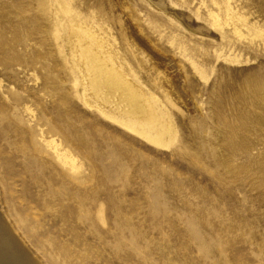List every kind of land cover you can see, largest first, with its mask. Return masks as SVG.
Returning a JSON list of instances; mask_svg holds the SVG:
<instances>
[{"label":"rangeland","instance_id":"obj_1","mask_svg":"<svg viewBox=\"0 0 264 264\" xmlns=\"http://www.w3.org/2000/svg\"><path fill=\"white\" fill-rule=\"evenodd\" d=\"M74 1L119 40L132 27L179 140L153 146L86 107L55 27L36 17L47 8L0 0V189L30 249L45 264H264V0H230L246 37L222 39L193 31L218 35L216 0H110L114 19L99 14L109 0ZM41 130L83 167L63 165Z\"/></svg>","mask_w":264,"mask_h":264},{"label":"bare ground","instance_id":"obj_2","mask_svg":"<svg viewBox=\"0 0 264 264\" xmlns=\"http://www.w3.org/2000/svg\"><path fill=\"white\" fill-rule=\"evenodd\" d=\"M39 1L44 7L42 11H45L46 8L48 11L39 12L36 17L55 27L57 50L61 55L63 67L68 71L69 76L75 80L74 91L77 98L86 107L96 111L100 117L122 127L132 135L144 139L153 146L165 148V150L167 148L168 150L172 149L179 140L178 123L166 102L150 86L160 84L159 81L162 78L157 74H161V72H159L160 70L155 71L154 68L156 67L152 64L151 59L143 58L145 52L135 53L132 44L135 41L133 40L135 35L131 32L132 27H128L127 30L121 29V39L119 40L115 37L112 29L98 15L90 17L79 11L74 0ZM213 5L217 11L210 12L211 27L218 31V35L213 36L205 30L202 32L203 29L200 27H196L193 31L200 35L207 34L213 39H222L224 29L228 28L233 35L245 38L242 30L237 27L238 24L243 25L244 20L241 21L243 17L238 18L230 0H216L213 1ZM114 12L112 1L109 0L106 7H100L99 14L114 19ZM171 12L175 17L180 18L177 11L172 10ZM145 50L149 53V50ZM130 54L132 57L129 56ZM226 59L241 65L243 62L239 56L234 58L228 56ZM168 60L173 70L180 69L179 64L169 58ZM4 61L6 60L4 59ZM191 64L194 66V63ZM100 65L103 68L101 74L97 71ZM195 72L199 77L204 78L202 70L198 67H195ZM163 79L166 80L167 78ZM182 79L179 80L181 85L185 78ZM170 83L175 87V82L170 81ZM183 88L181 90L186 91ZM180 101L182 102V100ZM183 103L181 106L184 105ZM41 139L45 146L56 155L57 159L69 167L72 172L83 167L72 152L63 143L55 139L51 131L41 130ZM0 264H45L42 258L35 255L30 249L27 240L17 229L6 209L1 189Z\"/></svg>","mask_w":264,"mask_h":264}]
</instances>
